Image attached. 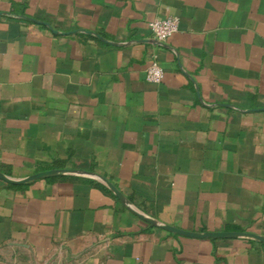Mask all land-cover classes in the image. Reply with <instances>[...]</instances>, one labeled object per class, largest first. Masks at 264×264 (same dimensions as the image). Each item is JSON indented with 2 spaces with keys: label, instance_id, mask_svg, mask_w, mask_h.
Here are the masks:
<instances>
[{
  "label": "crops",
  "instance_id": "obj_1",
  "mask_svg": "<svg viewBox=\"0 0 264 264\" xmlns=\"http://www.w3.org/2000/svg\"><path fill=\"white\" fill-rule=\"evenodd\" d=\"M58 169L161 225L264 236V0H0V174ZM0 264H264V243L151 226L88 178L0 179Z\"/></svg>",
  "mask_w": 264,
  "mask_h": 264
},
{
  "label": "water",
  "instance_id": "obj_2",
  "mask_svg": "<svg viewBox=\"0 0 264 264\" xmlns=\"http://www.w3.org/2000/svg\"><path fill=\"white\" fill-rule=\"evenodd\" d=\"M54 176H76V177H83L88 178L91 180H95L96 182H99L103 186H105L109 191H111L115 197L124 204L128 209H130L136 216H138L140 219L145 221L146 223L150 224L151 226L169 231L174 234L187 236L191 238H198V239H204V238H240V239H247L259 243H264V236L252 234V233H245V232H206V233H193V232H186L179 230L177 228L168 226V225H161L158 224L155 220L149 218L148 216H145L138 210H136L125 198L124 196L113 186L111 183H109L106 179L96 176L93 174L88 173H82L77 172L73 170H50L47 172H41L34 175H31L23 180H12L2 174H0V179L4 182L10 183V184H21V183H27L36 179L41 178H48V177H54Z\"/></svg>",
  "mask_w": 264,
  "mask_h": 264
},
{
  "label": "built area",
  "instance_id": "obj_3",
  "mask_svg": "<svg viewBox=\"0 0 264 264\" xmlns=\"http://www.w3.org/2000/svg\"><path fill=\"white\" fill-rule=\"evenodd\" d=\"M148 28L152 38L163 43L178 32L179 20L175 17L156 19L148 24ZM145 78L151 84H160L163 81L164 72L159 66L152 64L147 67Z\"/></svg>",
  "mask_w": 264,
  "mask_h": 264
}]
</instances>
